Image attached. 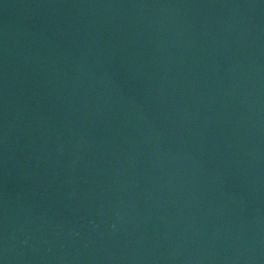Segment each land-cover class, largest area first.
<instances>
[{
  "label": "water",
  "instance_id": "water-1",
  "mask_svg": "<svg viewBox=\"0 0 264 264\" xmlns=\"http://www.w3.org/2000/svg\"><path fill=\"white\" fill-rule=\"evenodd\" d=\"M0 264H264V0H0Z\"/></svg>",
  "mask_w": 264,
  "mask_h": 264
}]
</instances>
